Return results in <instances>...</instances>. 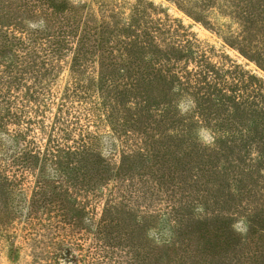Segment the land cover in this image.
<instances>
[{
	"label": "rangeland",
	"instance_id": "obj_1",
	"mask_svg": "<svg viewBox=\"0 0 264 264\" xmlns=\"http://www.w3.org/2000/svg\"><path fill=\"white\" fill-rule=\"evenodd\" d=\"M118 1L126 2V13L137 2ZM151 1L158 6L160 16L170 20L166 21L172 28L173 35L169 36L183 45L174 56L184 81L171 89L166 85L159 90L158 85L151 87L150 101L166 103L164 107L172 115L163 125L155 126L154 121L145 119L119 127L131 130L130 144L149 145L150 156L121 152L124 139L115 136L114 128L118 126L111 122V112H115L108 107L114 86L110 81L103 82L94 70L73 76L69 64L73 53L69 51L64 56L63 70L50 81L53 103L37 111L26 109V118L32 120L26 134L36 137L37 145L45 150L49 140L66 139V127L76 122L71 129L84 126L99 138L97 153L102 150L106 156L115 154L112 172L105 173L110 178L107 186L121 185L126 199L118 197L119 206L110 216L118 220L115 235L120 245L116 243V251L135 254V258L130 256V264H264V68L238 49L237 36L242 27L233 2ZM11 12L4 18L5 24L21 22L30 27L34 21L19 19L17 11ZM68 86L75 90L83 86L81 90L89 98L78 101L69 115L63 113L65 107L61 108L59 116ZM76 109L79 115L73 114ZM132 113L137 114V110ZM11 121L12 132L21 128L22 124L17 126ZM137 130L149 132L138 134ZM6 139L9 136L0 128V158L10 165L6 168L11 171L10 177L18 176L19 180L12 182L0 172V264H49L34 254L45 241L51 245L57 240L58 233L37 220L29 223L25 213L17 214L14 208L24 210L29 201L43 199L36 180L39 173L49 170L44 161L29 164V168L9 159L15 151L3 146L1 141ZM99 168L91 164L89 171L100 177L103 172ZM57 194L65 200L62 190ZM129 197L131 201L126 202ZM67 200L75 219L82 218V205ZM104 201L98 205V217ZM45 212V208H39L33 216L53 222L63 220L56 213L50 216Z\"/></svg>",
	"mask_w": 264,
	"mask_h": 264
},
{
	"label": "trees",
	"instance_id": "obj_2",
	"mask_svg": "<svg viewBox=\"0 0 264 264\" xmlns=\"http://www.w3.org/2000/svg\"><path fill=\"white\" fill-rule=\"evenodd\" d=\"M229 1L233 2L242 27L241 34L237 36L238 49L264 68V0ZM190 2L192 0H181L183 4ZM13 10L20 14L19 19H34L31 26L21 22L5 24L4 18ZM129 10L126 13V2L118 0H0V128L4 135L9 136L1 143L8 146V150L13 148L15 154L9 159H16L22 167L30 168L29 164L44 161L49 170L39 173L36 180L37 187L45 194L43 199L29 201L24 210L14 206L17 214L25 213L29 223L37 220L44 228L58 233L57 240L55 238L51 245L45 241L39 246L41 250L34 254L49 264H130V256L135 258L132 251L122 254L116 251V243L119 242L115 226L118 220L110 213L119 206L118 197L126 199V193L118 183L112 188L107 186L110 178L106 174L113 170L115 154L106 156L102 150L97 153L99 138L91 135L84 126L75 125L74 130L71 129L76 122L66 127V139L53 138L43 150L37 145L36 137L26 134L31 130L29 124L32 120L25 114L28 108L37 111L51 101L53 103L55 95L50 81L63 70L65 53L72 52L69 64L73 76L94 70L103 77V82L110 81L114 86V96L108 107L115 112V115L111 112V122L118 126L114 128L115 136L119 140L124 139L121 140L124 147L121 152L136 151L150 156L149 145L148 149L140 144H130L131 130L119 127L145 119L160 126L172 118L164 107L166 103H153L149 97L152 86L158 85L159 90L161 85L170 89L182 85L184 77L175 66L178 58L174 53L183 45L177 38L169 36L173 35L171 26L166 23L170 20L160 16L161 12L153 1L137 0ZM166 34L168 38H165ZM188 84L193 83L189 80ZM81 88L83 86L75 90L68 86L60 102L59 116H62L61 108L65 107L63 113L69 115L78 101L89 98ZM23 90L25 94H22ZM240 96L238 94L237 98ZM104 107L110 112L108 107ZM134 109L137 114L133 115ZM78 112L76 109L73 114L79 115ZM11 119L15 121L14 125L22 124L19 130L12 132L9 129L13 122ZM57 122L63 123L61 120ZM148 132L137 130L138 134ZM33 159L36 161L34 164ZM6 163L5 158H0V172L12 182L18 181V176L10 177L11 171L6 169L10 165ZM91 164L100 167L103 172L100 177L90 173ZM64 176L66 179L62 180ZM58 190L64 192L70 204L79 202L82 205L79 209L82 218L75 219L66 198L58 196ZM140 191L144 192L142 188ZM130 197L126 202L131 201ZM56 199L60 202L54 201ZM104 199L103 212L98 217V205ZM39 208H45V214L50 216L56 213L63 220L53 222L49 218L42 220L33 216ZM65 209L66 212L60 214Z\"/></svg>",
	"mask_w": 264,
	"mask_h": 264
}]
</instances>
